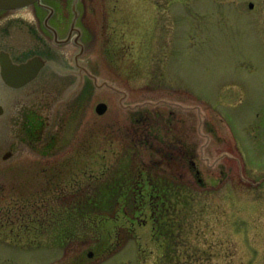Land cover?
Masks as SVG:
<instances>
[{"label": "rangeland", "instance_id": "1", "mask_svg": "<svg viewBox=\"0 0 264 264\" xmlns=\"http://www.w3.org/2000/svg\"><path fill=\"white\" fill-rule=\"evenodd\" d=\"M78 8L83 59L122 92L91 80L71 101L51 78L5 98L0 264H264V0ZM35 114L39 128L22 124ZM151 192L174 213L158 245ZM87 208L106 219L99 234Z\"/></svg>", "mask_w": 264, "mask_h": 264}, {"label": "flooded vegetation", "instance_id": "2", "mask_svg": "<svg viewBox=\"0 0 264 264\" xmlns=\"http://www.w3.org/2000/svg\"><path fill=\"white\" fill-rule=\"evenodd\" d=\"M79 2L80 0H73L70 11L64 9L63 13L43 0L24 8L0 9L3 13L0 16V123L7 111L4 98L12 97L18 92L36 93L43 88L46 90L48 87L37 83L51 78L59 80L55 83L58 93L67 85L76 84L80 72H83V65L79 63L83 55L78 54L84 45L83 27L80 24L83 15L78 8ZM40 11L44 12L43 16ZM63 27H67V31L61 34ZM32 60L42 63L35 78L20 87L3 82V64L10 61L11 64L21 65ZM91 72L94 73V69ZM37 120V114L26 116L22 124L36 130L43 123L42 118ZM190 167H193L191 171H197L195 160L191 161Z\"/></svg>", "mask_w": 264, "mask_h": 264}, {"label": "water", "instance_id": "3", "mask_svg": "<svg viewBox=\"0 0 264 264\" xmlns=\"http://www.w3.org/2000/svg\"><path fill=\"white\" fill-rule=\"evenodd\" d=\"M35 1H39L40 0H0V9H16V8H22L25 7L27 5H30L32 3H34ZM82 54V50L79 53V55ZM12 62L7 61L5 64H3V68H2V77L4 79V81L8 84H10L11 86L14 87H20L23 84L31 81L33 78H35V76L37 75L40 66L42 65V63H39V60L35 61L32 60L30 62L27 63H23L21 65H14L11 64ZM83 72H80V79L77 82V84L75 85V88L72 89L71 93L72 94H76V92H80L83 91L85 92V90L88 88V79L86 77V75H89L93 80H94V85L98 88H102V87H108L111 89H114L116 91L122 92L119 88H117L114 84H111L108 81H102L99 82V76L97 74L92 73L87 65H83L82 67ZM17 74L21 75V76H17ZM163 102H168L167 100H159L156 102H150V101H146V102H141V103H136L134 105H129V107H132L133 109H136L140 106H144L150 103H154V104H161ZM185 109L187 110H192V109H196V106H183ZM107 109V104L104 102H100L97 105V112L98 113H104L105 110ZM202 110H199V119L201 122V117H202ZM201 129V126H200ZM198 128L199 133H201V130ZM90 256H92V252L89 253Z\"/></svg>", "mask_w": 264, "mask_h": 264}, {"label": "trees", "instance_id": "4", "mask_svg": "<svg viewBox=\"0 0 264 264\" xmlns=\"http://www.w3.org/2000/svg\"><path fill=\"white\" fill-rule=\"evenodd\" d=\"M137 181L138 180H133V179L130 180L129 178H127L126 184H124V187H128L129 189H135L134 185L137 183ZM162 185H163V183H162ZM149 195L151 197V202H150L151 223H152L151 232L153 233V236H154L153 239H154L155 243L158 245L160 237H161V234H162V231H163V228H165V226L168 225L166 222H169L168 218L172 217V215L174 213H172L169 210V208L167 210L168 205L166 204V198H165L164 204L159 205V203H158L159 202L158 194L156 192L155 193L151 192ZM93 205H97V204L94 203ZM84 207H86V206H82V209H80V210H82V212H83ZM89 209L92 210L91 207ZM89 209L87 208L84 211V214L87 217L86 220L92 226V230H94L95 232H97L99 234L100 226L104 227V223L106 222V219H104V217L101 216V214H96V212L90 211ZM62 213L63 214L66 213L67 219H68V217H71V212L69 211L68 208L65 211H63ZM80 213L78 212V214H77V213H73L72 212V214H73L72 216L79 217L78 215ZM171 220H173V219H170V222H171ZM41 222H43V223H41L42 226H43L45 224L44 223L45 221H41ZM158 251L159 250L157 249L156 252H155V256L156 257H159V255L165 253V252H162L161 254L160 253L158 254Z\"/></svg>", "mask_w": 264, "mask_h": 264}]
</instances>
